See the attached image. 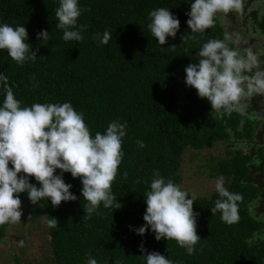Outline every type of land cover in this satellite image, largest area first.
I'll use <instances>...</instances> for the list:
<instances>
[{
    "label": "trees",
    "instance_id": "16d2710c",
    "mask_svg": "<svg viewBox=\"0 0 264 264\" xmlns=\"http://www.w3.org/2000/svg\"><path fill=\"white\" fill-rule=\"evenodd\" d=\"M79 2L85 9L78 20L87 26L82 33L84 39L65 42L63 31L56 27L59 0H0V22L24 24L28 42L37 52L35 60L20 65L6 49L0 50V73L8 76L21 106L71 102L77 112L83 113L92 135L103 133L116 119L127 124L123 159L112 183L120 208L112 211L101 205L90 219L84 220L83 206L87 201L81 194L82 183L70 172H65L63 178L72 184L70 191L77 200L62 201L56 207L50 200L40 202L47 220L55 217L59 222L58 228H49L52 257L47 264H87L89 254L98 264H146L140 252L142 244L147 252L159 251L176 264H264V220L261 212L254 214L251 208L255 202L264 201V185L261 178L259 182L254 178V153L230 143L233 139L252 141L263 120L236 111L221 117L213 113L206 98L185 84L184 69L198 62L195 54L204 43L227 37L228 46L236 48L220 13L213 27L204 33H192L187 25L189 0ZM160 7L169 8L180 20L176 37H168L162 46L147 27L149 12ZM106 29L111 39L101 45L94 37ZM41 30L49 31L51 39L47 44L37 38ZM184 35L189 39L182 42ZM259 60L264 67V54ZM253 96L244 103L248 108L256 103L254 109L264 111V94ZM3 100L0 89V102ZM222 140L229 142L227 157H218L211 163L210 175L224 176L225 187L242 194L239 222L229 225L221 220L219 211L212 213L219 199L215 192L210 197L198 196L193 203L201 239L192 255L175 240H156L151 230L138 235L134 229L145 223L144 194L154 170L180 185L186 150L211 148ZM137 141L145 146L141 148ZM257 156L264 171V146L258 149ZM30 182L39 186L34 177ZM20 197L24 219L29 199L27 193ZM14 225H0V243Z\"/></svg>",
    "mask_w": 264,
    "mask_h": 264
},
{
    "label": "clouds",
    "instance_id": "9594fccd",
    "mask_svg": "<svg viewBox=\"0 0 264 264\" xmlns=\"http://www.w3.org/2000/svg\"><path fill=\"white\" fill-rule=\"evenodd\" d=\"M189 3L187 25L192 33H204L213 27L217 13L242 11V0H189ZM84 11L79 0H59L56 27L63 31L65 42L84 39L82 33L87 26L78 22ZM149 19L147 27L158 44L165 45L168 37H176L180 20L169 8L150 11ZM28 35L24 24L13 26L0 22V50L6 49L20 65L35 60L37 52L32 50ZM37 38L44 44L51 39L47 30L38 32ZM94 38L107 45L111 33L106 29ZM187 39L182 36V42ZM227 39L204 43L195 54L198 62L189 63L184 69L186 86L195 88L197 95L210 103L213 113L221 117L234 111L243 115L247 107L244 101L254 94H264V67L259 54L250 48H230ZM0 89L4 92V100L0 102V225L21 221V193H27L33 205L45 199L53 207L62 201L77 200L70 191L72 184L63 178L65 172L81 180V194L87 201L83 206L84 220L90 219L101 205L112 211L121 207L112 192V183L124 155L126 122L113 120L103 133L92 135L83 113L77 112L71 102L21 106L5 73H0ZM137 143L141 148L145 146L142 141ZM32 177L39 186L30 182ZM215 191L219 199L211 208L212 213L219 211L221 220L229 225L239 222L238 202L242 201V194L230 192L223 177L216 180ZM144 197L145 223L135 228V232L143 236L151 230L156 240H175L192 255L201 239L196 231L198 213L193 209L194 194L172 179L166 180L156 169ZM47 225L58 228V219H48ZM20 243L22 246L23 240ZM140 252L146 264H176L159 251L147 252L143 244ZM87 264L98 261L89 254Z\"/></svg>",
    "mask_w": 264,
    "mask_h": 264
},
{
    "label": "rangeland",
    "instance_id": "374dc122",
    "mask_svg": "<svg viewBox=\"0 0 264 264\" xmlns=\"http://www.w3.org/2000/svg\"><path fill=\"white\" fill-rule=\"evenodd\" d=\"M246 1L252 4L247 11L245 9L248 17L242 22L245 31L239 26L243 18H239L237 12L220 13L221 19L229 38L236 42L239 49H248L247 39L255 38V45L259 49L258 54L260 56L264 54V0ZM241 31L245 35L241 34ZM254 97H252V100ZM258 101L259 98H256L255 102ZM246 106L244 113L263 120L262 127L252 141L233 139L230 143L233 142L235 144L234 148L241 147L246 152L254 153V178L256 180L261 178V183L264 185L262 162L257 156L258 149L264 146V111L254 109L256 103L252 104L251 108H248L249 105ZM228 145V141L222 140L215 143L213 147L202 150L189 147L184 154V162L180 172L182 175L181 188L192 192L195 198L198 196H212L216 192V180L220 177H223L224 181L226 179L224 176L215 177L210 175L211 163L218 157H227ZM263 202H255L251 205V208L254 214L258 211L261 212L260 218L264 220ZM26 208L24 219L12 226L8 230L4 241L0 243V264H47V261L52 257L51 236L47 225V217L42 211L41 203L33 205L28 201ZM21 240H23L22 246Z\"/></svg>",
    "mask_w": 264,
    "mask_h": 264
},
{
    "label": "flooded vegetation",
    "instance_id": "af4514ba",
    "mask_svg": "<svg viewBox=\"0 0 264 264\" xmlns=\"http://www.w3.org/2000/svg\"><path fill=\"white\" fill-rule=\"evenodd\" d=\"M254 0H252V2H253ZM252 4V3H251ZM251 4L250 3H248V1H246V0H242V11H239V12H237V14L239 15V18L241 17V18H243V20L241 21V23H239V26H241L240 28L241 29H243L244 31H245V29H244V25L242 24V22H244L245 21V19H247L248 17H247V10L251 7ZM245 9H246V11H245ZM234 12V11H233ZM241 34H243V35H245L244 33H243V31H241ZM248 40V43L250 44L251 43V45L250 46H248L247 45V48H250V49H252L254 52H256V53H258V48H257V45H255V42H256V40H255V38L254 39H250V38H248L247 39ZM236 48H238V46L236 45Z\"/></svg>",
    "mask_w": 264,
    "mask_h": 264
}]
</instances>
